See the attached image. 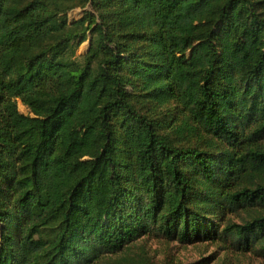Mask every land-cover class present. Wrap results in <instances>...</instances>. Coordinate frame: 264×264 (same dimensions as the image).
Segmentation results:
<instances>
[{
  "label": "trees",
  "instance_id": "obj_1",
  "mask_svg": "<svg viewBox=\"0 0 264 264\" xmlns=\"http://www.w3.org/2000/svg\"><path fill=\"white\" fill-rule=\"evenodd\" d=\"M261 139L264 0H0V264L264 255Z\"/></svg>",
  "mask_w": 264,
  "mask_h": 264
},
{
  "label": "rangeland",
  "instance_id": "obj_2",
  "mask_svg": "<svg viewBox=\"0 0 264 264\" xmlns=\"http://www.w3.org/2000/svg\"><path fill=\"white\" fill-rule=\"evenodd\" d=\"M85 46L86 43H83L81 49ZM261 140L264 142V139ZM127 250L130 252L122 250L111 255L105 254L98 263L101 264L104 261L106 264L149 262L154 264H264V255H261L259 251H241L232 245L207 239L188 244L176 241L164 243L155 239L139 240Z\"/></svg>",
  "mask_w": 264,
  "mask_h": 264
}]
</instances>
